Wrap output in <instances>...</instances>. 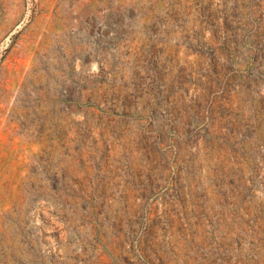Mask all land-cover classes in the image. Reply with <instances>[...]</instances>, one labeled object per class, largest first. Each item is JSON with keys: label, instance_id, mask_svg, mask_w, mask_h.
I'll return each instance as SVG.
<instances>
[{"label": "rangeland", "instance_id": "1", "mask_svg": "<svg viewBox=\"0 0 264 264\" xmlns=\"http://www.w3.org/2000/svg\"><path fill=\"white\" fill-rule=\"evenodd\" d=\"M0 264H264V0H0Z\"/></svg>", "mask_w": 264, "mask_h": 264}]
</instances>
